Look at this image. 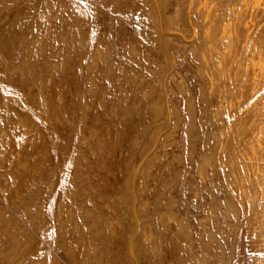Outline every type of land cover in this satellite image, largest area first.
<instances>
[{"label":"rangeland","instance_id":"1","mask_svg":"<svg viewBox=\"0 0 264 264\" xmlns=\"http://www.w3.org/2000/svg\"><path fill=\"white\" fill-rule=\"evenodd\" d=\"M194 3L0 0V264H264V0Z\"/></svg>","mask_w":264,"mask_h":264},{"label":"bare ground","instance_id":"2","mask_svg":"<svg viewBox=\"0 0 264 264\" xmlns=\"http://www.w3.org/2000/svg\"><path fill=\"white\" fill-rule=\"evenodd\" d=\"M195 1H196V0H186V8H185V9L188 11L190 8H192V6H193L194 8H196V5H197L198 3H197V2H196L197 4L194 3ZM253 2H254V1H253ZM259 2H260V1H259ZM259 2H258V3H259ZM261 2H262V1H261ZM244 4H245V3H244ZM252 4H253V3H252ZM256 4H257V3H256ZM201 6H202V5H201ZM205 6H207V5H205ZM205 6H204V8H205ZM244 6H245V5H244ZM228 7H229V6H228ZM206 8H207V7H206ZM196 9H197V8H196ZM200 9H201V8H200ZM205 10H206V9H205ZM233 10H234V9H233ZM197 11H198V10H197ZM202 11H203V9H202ZM199 12H200V11H199ZM233 12H234V11H233ZM193 13H194V12H193ZM195 13H196V12H195ZM234 14H235V13H234ZM234 14H233V15H234ZM263 14H264V13H263ZM242 16H243V15H242ZM239 17H240V16H239ZM247 17H248V16H247ZM230 19H231V18H230ZM245 19H246V18H245ZM258 20H259V18H258ZM182 21H183V20H182ZM249 21H250V20H249ZM262 22H263V21H262ZM262 22H261V23H262ZM258 23H259V22H258ZM261 23H260V24H261ZM262 24H263V23H262ZM196 25H197V24H196ZM241 25H242V24H241ZM242 26H243V25H242ZM249 26H250V25H249ZM262 28H263V27H262ZM260 29H261V28H260ZM263 29H264V28H263ZM263 29H261V30H263ZM259 32H260V31H259ZM259 32H258V33H259ZM235 33H236V32H235ZM262 33H263V31H262ZM225 35H226V34H225ZM254 35H255V34H254ZM261 35H262V34H261ZM209 36H210V35H209ZM263 36H264V33H263ZM210 37H211V36H210ZM255 37H256V36H255ZM257 37H258V36H257ZM260 38H262V37H260ZM263 38H264V37H263ZM216 39H217V37H216ZM241 39H242V38H241ZM257 40H258V39H257ZM260 40H261V39H259V43L261 42ZM263 40H264V39H263ZM263 40H262V41H263ZM212 41H213V40H212ZM217 41H218V40H217ZM226 41H227V40H226ZM226 41H225V42H226ZM234 41H235V39H234ZM221 42H222V41H221ZM255 42H257V41H254L253 43H255ZM263 42H264V41H263ZM210 43H211V42H210ZM211 44H212V43H211ZM216 44H217V43H216ZM216 44H213V45H216ZM226 44H227V43H226ZM226 44H225V45H226ZM235 44H236V43H234V45H235ZM257 44H258V43H257ZM262 44H263V43H262ZM231 45H232V44H231ZM231 45H230V47H231ZM255 45H256V43H255ZM258 45H259V44H258ZM263 45H264V44H263ZM219 46L221 47V45H219ZM210 47H211V45H210ZM212 47H213V46H212ZM257 47H258V46H257ZM257 47H256V48H257ZM260 47H262L261 44H260ZM260 47H259V48H260ZM263 47H264V46H263ZM223 48H224V47H223ZM225 48H226V46H225ZM204 49H205V48H204ZM261 49H262V48H261ZM261 49H259V50L257 49V50L260 52ZM220 50H221V49H220ZM224 50H225V49H224ZM227 50H228V49H227ZM233 50H234V49H233ZM204 51H205V50H204ZM206 51H207V50H206ZM211 51H212V50H211ZM225 51H226V50H225ZM225 51H224V52H225ZM231 51H232V50H230V52H231ZM234 51H237V50H234ZM242 51H243V50H242ZM249 51H250V50H249ZM251 51H253V50H251ZM217 52H218V51H217ZM247 52H248V51H247ZM259 52H258V53H259ZM261 52L264 53L263 50H262ZM205 53H206V52H205ZM207 53H208V52H207ZM226 53H227V52H226ZM234 53H235V52H234ZM209 54H210V53H209ZM211 54H212V53H211ZM218 54H219V53H218ZM250 54H251V53H250ZM261 54H262V53H261ZM213 55H214V54H213ZM227 55H228V53H227ZM230 55H231V53H230ZM230 55H229V56H230ZM206 56L209 57L208 55L205 54V57H206ZM215 56H216V54H215ZM219 56H220V55H219ZM222 56H223V55H222ZM245 56H246V55H244V57H245ZM255 56H256V55H255ZM262 56H263V55H261V56H259V57L262 58ZM203 57H204V56H203ZM213 57H214V56H212V58H213ZM231 57H232V56H231ZM236 57H237V56H236ZM214 58H215V57H214ZM219 58H220V57H219ZM226 58H227V57H226ZM226 58H225V55H224V59H226ZM261 58H260V59H261ZM236 59H237V58H236ZM254 59H255V61H256L257 56H256ZM204 60H205V59H204ZM211 60H213V59H211ZM216 60H217V59H216ZM218 60H219V59H218ZM218 60H217V61H218ZM234 60H235V59H234ZM250 60H251V59H250ZM262 60H263V59H262ZM215 62H216V61H215ZM228 62H229V60H228ZM251 62H252V60H251ZM253 62H254V61H253ZM256 62H257V61H256ZM262 62H263V61H262ZM208 63H209V62H208ZM220 63H221V62H220ZM224 63H227V62H224ZM213 64H214V63H213ZM222 64H223V63H222ZM229 64H230V62H229ZM253 64H254V63H253ZM259 64H260V63H259ZM226 65H228V64H226ZM226 65H225V66H226ZM250 65H251V64H250ZM256 65H257V64H256ZM256 65H255V67H256ZM257 66H258V65H257ZM253 67H254V65H253ZM262 67H264L263 64L261 65V68H262ZM217 68H218V66H217ZM249 68H250V67H249ZM257 68H258V67H257ZM223 69L226 70L225 68H223ZM234 69H235V68H234ZM251 69L253 70V68H251ZM251 69H250V70H251ZM254 69H256V68H254ZM263 69H264V68H263ZM224 70H223V71H224ZM244 70H245V69H244ZM259 70H260V69H259ZM259 70L257 69V70H255V71H259ZM215 71H216V70H215ZM217 71H218V69H217ZM220 71H222L221 68H220ZM232 71H233V70H232ZM235 71H236V70H235ZM260 71H261V70H260ZM262 71H263V70H262ZM262 71H261V72H262ZM224 72H225V71H224ZM237 73H238V72H237ZM247 73H248V72H247ZM257 73H258V72H257ZM215 74H218V73H216V72L214 73V72H213V75H215ZM220 74H221V72H220ZM224 74H225V73H224ZM235 74H236V73H235ZM253 74H254V73H253ZM255 74H256V72H255ZM220 76H221V75H220ZM237 76H238V75H237ZM253 76H254V75H253ZM255 76H257V74H256ZM225 77H227V76L224 75V78H225ZM250 77H252V75H250ZM258 77H259V76H258ZM261 77H262V75H261ZM215 78H217V77L215 76ZM222 78H223V77H222ZM241 78H242V77H241ZM218 80H219V79H218ZM261 80H262V79H261ZM215 81H216V80H215ZM221 82H223V81H221ZM215 83H216V82H215ZM217 83H218V82H217ZM223 83H226V82H223ZM220 84H221V83H220ZM223 85H224V84H223ZM225 85H226V84H225ZM225 85H224L223 88H225ZM231 85H232V84H231ZM221 86H222V85H221ZM238 86H239V85H238ZM250 86H251V85H250ZM252 86H253V85H252ZM226 87H227V86H226ZM247 87H248V85H247ZM247 87H246V88H247ZM219 88H220V87H219ZM249 89H250V88H248V90H249ZM251 89H252V88H251ZM252 90H253V89H252ZM235 92H236V91H235ZM243 92H245V91H243ZM243 92H242V93H243ZM251 92H252V91H251ZM238 93H239V92H238ZM249 94H250V93H249ZM223 95H224V94H223ZM244 95H245V94H244ZM246 95H248V94L246 93ZM252 95H253V94H252ZM248 96H249V95H248ZM240 97H241V96H240ZM240 97H239V94H238V97H237V98L240 99ZM244 97H246V96H244ZM241 99H242V97H241ZM248 99H250V97H248ZM252 99H253V98H252ZM253 100H254V99H253ZM215 101H216V100H215ZM236 101H237V100H236ZM242 101H245V100H241V102H242ZM218 102H219V101H218ZM241 102H239V103L241 104ZM247 102H248V101H247ZM233 103H234V102H233ZM239 103H238V104H239ZM243 103H244V102H243ZM250 103H251V102H250ZM253 103H254V102H253ZM263 103H264V102H263ZM167 105H168V104H167ZM239 107H240V106H239ZM261 107H262V106H261ZM261 107H260V108H261ZM244 108H245V107H244ZM256 108H257V107H256ZM222 110H223V109H222ZM248 110H249V109H248ZM262 110H263V109H262ZM259 111H260V110H259ZM239 112H240V111H239ZM243 112H245V111L243 110ZM257 112H258V111H257ZM257 112H256V113H257ZM262 112H263V111H262ZM263 113H264V112H263ZM249 114H250V113H249ZM260 114H261V113H260ZM227 115H228V114H227ZM256 115H257V114H256ZM248 116H249V115H248ZM260 116H262V115H260ZM258 119H260V118H258ZM242 121H243V120H242ZM251 121H252V120H251ZM251 121H250V122H251ZM255 121H256V120H255ZM257 122H258V121H257ZM240 126H241V125H240ZM252 126H253V125H252ZM250 127H251V126H250ZM258 127H259V126H258ZM235 130H236V129H235ZM237 132H238V130H237ZM243 136H244V135H243ZM251 137H252V136H251ZM249 138H250V136H249ZM227 139H228V138H227ZM247 140H248V138H247ZM254 140H255V139H254ZM247 142H248V141H247ZM251 142H252V141H251ZM247 144H248V143H247ZM259 145H260V144H259ZM252 151H253V150H252ZM247 152H248V151H247ZM254 152H255V151H254ZM248 155H249V154H248ZM252 155H253V154H252ZM259 155H260V154H259ZM255 156H256V155H255ZM261 156H262V155H261ZM244 157H246V156H244ZM250 157L252 158V156H250ZM259 157H260V156H259ZM259 160H260V159H259ZM259 163H260V162H259ZM263 169H264V168H263ZM240 170H241V169H240ZM263 171H264V170H263ZM248 172H249V171H248ZM251 172H252V171H251ZM254 172H255V171H254ZM254 172H253V173H254ZM249 173H250V172H249ZM248 175H249V174H248ZM243 177H244V176H243ZM248 179H249V178H248ZM260 179H261V178H260ZM262 180H263V179H262ZM261 186H262V188L264 187L263 185H261ZM242 190H243V189H242ZM242 190H241V191H242ZM262 193H264V192H262Z\"/></svg>","mask_w":264,"mask_h":264}]
</instances>
